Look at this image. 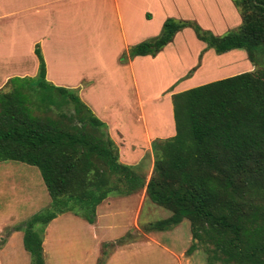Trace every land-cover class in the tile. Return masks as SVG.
<instances>
[{"label": "trees", "instance_id": "1", "mask_svg": "<svg viewBox=\"0 0 264 264\" xmlns=\"http://www.w3.org/2000/svg\"><path fill=\"white\" fill-rule=\"evenodd\" d=\"M237 28L215 36L195 22L166 18L155 37L127 48L122 63L154 57L189 28L216 55L243 50L253 69L170 95L174 134L150 143V174L118 162L106 126L76 92L37 74L11 78L0 89V162L37 169L49 205L8 231L22 232L30 264H43L45 226L72 213L88 224L111 195L144 192L168 212L144 232L165 231L186 220L190 254L201 248L206 264H264V0H230ZM2 244V241L0 242Z\"/></svg>", "mask_w": 264, "mask_h": 264}, {"label": "crops", "instance_id": "2", "mask_svg": "<svg viewBox=\"0 0 264 264\" xmlns=\"http://www.w3.org/2000/svg\"><path fill=\"white\" fill-rule=\"evenodd\" d=\"M166 18L193 21L215 36L240 24L230 0H0V89L11 78L36 76L33 50L38 46L44 81L76 92L105 124L120 164L135 166L147 160L151 171L150 143L174 134L170 95L253 69L243 50L216 55L205 50L189 28L177 32L154 57L137 56L121 63V54L158 35ZM192 43L193 61L190 65L183 61L187 65L183 67L181 52ZM198 55L200 65L188 73ZM211 70L220 74L194 81ZM31 168L14 161L0 162V264H29V255L21 247L22 232L6 231L48 205L41 178ZM144 203L155 208L141 190L105 198L95 207L92 224L82 219L84 223H78L79 217L70 214L69 229L49 247L58 250L55 264H99L104 250L103 264H122V256L148 244L177 264H199V256L193 258L198 250L185 254L191 242L189 226L188 230L178 226L186 220L169 230L144 232L140 223ZM67 213L56 216L43 230V264L45 245L59 234L51 226ZM77 227L86 229L92 244L88 251L80 245L83 232ZM133 234L135 240L125 241ZM166 237L178 240L173 244L175 252L163 245ZM200 257L205 261L203 254Z\"/></svg>", "mask_w": 264, "mask_h": 264}, {"label": "rangeland", "instance_id": "3", "mask_svg": "<svg viewBox=\"0 0 264 264\" xmlns=\"http://www.w3.org/2000/svg\"><path fill=\"white\" fill-rule=\"evenodd\" d=\"M192 45H193V43L190 45V48H187V49L183 50V52H181L180 65H182L183 67L187 66V65L182 64L183 61L184 62L187 61L189 65L193 61L192 60V56H193L194 48H191ZM204 49H205V47H204ZM179 50L181 51L182 49H179ZM205 50H207V49H205ZM199 60H200V55H198V57L194 60V66L192 68H190L188 73L189 72L191 73L194 69H196V67H198L200 65ZM205 67H207V66H205ZM219 74L220 73L217 70H211L210 72H203V75H201V76L198 75L194 81L199 82L201 80H205L206 78H209V77H212V76H217ZM145 160H146V158H145ZM31 169H33V171H35L36 175H39L35 168H31ZM140 169H141L142 172L146 173L147 177H148V175L150 174V171H149V166H147V160H146V162L143 161L141 163V168ZM47 201H48V205H49L48 197H47ZM48 205L45 208H47ZM45 208H42L41 210H44ZM37 212H39V211H36L34 214H36ZM70 214H72V213L68 212L67 214H64L65 215V216H63L64 218H61L60 220H58L57 222H55L51 226L52 228L50 230L58 231L59 234L57 235V238H54L53 240H49V243H47L45 245V252L43 254L44 255L45 264H55V262H56L55 258H57L56 252L58 250H57V248H54L53 250L50 251L49 247H50V245H52V246L56 245L57 242L60 241L59 235H60V233H62V231L64 229H66V228L69 229V227H68L69 226L68 225L69 222L68 221H69V218L71 217ZM168 215H169L168 212H166L165 210H163L161 208H157V207L151 208L150 205L144 203L143 207L141 209V215H140V223L144 224L141 227V229L144 226H146L148 223H153L155 221L161 220V219L165 218ZM76 221H78V223H84L81 220V218L80 219L78 218ZM21 223H23V221L20 222L18 225H20ZM54 226H55V228H54ZM182 226L186 227V229L188 230V224H187L186 221H182V223L178 227H182ZM77 229L79 231L83 232L82 234H80V236L78 238L79 241L82 240L83 245L80 244V242H79V244L81 246H83L84 248H87L86 251H88L89 250L88 247H91L92 244L87 239L86 229L81 228V227H77ZM64 231H66V230H64ZM162 234L164 235V233H162ZM135 238H137V235H135V234L127 235L125 237V241H129L130 239L131 240L132 239L135 240ZM166 239H167V241L163 240L164 241L163 245L166 246L167 248H169L171 251L175 252L174 249H173V248H175V246L173 244H177L178 240L176 238L175 239H171L170 238L172 240V241H170V239L168 237H166ZM117 243H119V242H117ZM190 244H191V242H190ZM21 247H22V245H21ZM156 249L157 248H155V246H152L151 244L142 245L141 247H137L136 249H133L132 252L129 255L126 256V254H125L124 256H122L121 263L122 264H177L176 260H174V259L170 260L171 258L168 255L164 254V253H157ZM106 250H110V247L106 246ZM196 250H198L201 254H203V252H202L200 247H198ZM23 253H25V252H23ZM200 253L196 252L194 254L193 258L196 260V258H198V256H199V259H197L199 264H200L201 261H202V264H206L204 259H202V257H200ZM25 255H26L27 259H28V255L26 253H25ZM106 256H107L106 251L105 250L102 251V253H101L100 257H99V262L98 263L99 264H103Z\"/></svg>", "mask_w": 264, "mask_h": 264}]
</instances>
